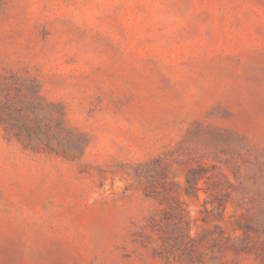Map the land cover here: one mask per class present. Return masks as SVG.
<instances>
[{
  "label": "rangeland",
  "instance_id": "obj_1",
  "mask_svg": "<svg viewBox=\"0 0 264 264\" xmlns=\"http://www.w3.org/2000/svg\"><path fill=\"white\" fill-rule=\"evenodd\" d=\"M37 91L65 130L3 115L0 264H181L140 237L155 159L195 264H264V0H0V104Z\"/></svg>",
  "mask_w": 264,
  "mask_h": 264
},
{
  "label": "trees",
  "instance_id": "obj_2",
  "mask_svg": "<svg viewBox=\"0 0 264 264\" xmlns=\"http://www.w3.org/2000/svg\"><path fill=\"white\" fill-rule=\"evenodd\" d=\"M39 93L40 91H37L32 97H27L25 102L20 101L18 104H14L10 96L5 95L4 104H0V125L5 124L3 120V115H5L8 117L9 126L12 128L28 129L30 125L27 122L31 121V114L41 110L57 121L60 130H65L64 111L62 110L58 116L53 117L52 113L49 112L50 107H59V105L47 101ZM14 114L22 121L21 123L19 120L17 122L13 121ZM47 143L51 147L49 139ZM139 167L143 168L138 170L137 175L145 185V196L155 199L160 206L165 203L168 204L167 207L157 208L155 213L149 218L148 227L151 233L141 234L140 237L143 243L146 247H152L153 255L156 258H160L167 263L195 264L198 260L196 256L197 247L208 240L212 233L206 232L199 238L190 235L185 209L178 197L172 195L175 191L174 185L168 181L166 166L161 159L141 163ZM202 177L203 174L200 168H192L189 171L186 182V193L188 195H194L199 192L198 183ZM213 240L216 242L218 237L214 236ZM179 246L182 250L179 249Z\"/></svg>",
  "mask_w": 264,
  "mask_h": 264
}]
</instances>
